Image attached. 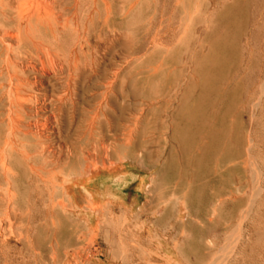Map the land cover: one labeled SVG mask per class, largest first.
<instances>
[{
  "label": "rangeland",
  "instance_id": "obj_1",
  "mask_svg": "<svg viewBox=\"0 0 264 264\" xmlns=\"http://www.w3.org/2000/svg\"><path fill=\"white\" fill-rule=\"evenodd\" d=\"M41 1L0 0L47 11L0 41V264H264V0ZM124 164L90 235L62 184Z\"/></svg>",
  "mask_w": 264,
  "mask_h": 264
},
{
  "label": "bare ground",
  "instance_id": "obj_2",
  "mask_svg": "<svg viewBox=\"0 0 264 264\" xmlns=\"http://www.w3.org/2000/svg\"><path fill=\"white\" fill-rule=\"evenodd\" d=\"M23 1H25V0H23ZM26 1H28V0H26ZM30 1V0H29ZM48 1V0H47ZM65 1V0H64ZM67 1V0H66ZM77 1V0H76ZM104 1V0H103ZM41 2H43V0L41 1ZM78 2V1H77ZM105 2V1H104ZM14 3V2H13ZM43 3H45V2H43ZM47 3V2H46ZM107 3V2H106ZM15 4H19V3H15ZM50 4H52L51 2H50ZM49 5V4H48ZM77 5V4H76ZM107 5V4H106ZM15 6V5H14ZM47 6V5H46ZM45 6V7H46ZM9 8V7H8ZM13 8V7H12ZM48 8V7H47ZM93 8H95V7H93ZM77 9V8H76ZM75 9V10H76ZM59 10V9H58ZM65 10V9H64ZM109 10V9H108ZM72 11V10H71ZM48 12H50L49 10H48ZM52 13H53V11H52ZM54 14V13H53ZM92 14V13H91ZM46 15H47V11H46V9H44L43 7H42V5H38V4H36V5H28L27 3H20L19 4V6H18V12H17V19L19 20V21H21V20H24V24H25V32H20V31H18V33H16V34H12V33H7V32H5V33H3L2 34V39L1 40H5V39H12V40H14L15 42H16V45H17V48L18 49H20V50H22V49H24V47H25V45H27V44H30L31 43V40L28 38V34H29V30H28V28L30 29L31 28V26H30V24L32 23V21L34 22V23H39V24H44V22H46V20H45V18L44 17H46ZM57 15V14H56ZM76 15V14H75ZM107 17V16H106ZM60 18V17H59ZM89 18V17H88ZM87 18V19H88ZM92 18H93V15H92ZM48 19V18H47ZM62 19V18H61ZM49 20V19H48ZM47 20V21H48ZM66 20H68V19H66ZM69 21H71V20H69ZM68 21V22H69ZM78 21V20H77ZM89 21V20H88ZM88 21H87V23H88ZM76 22V21H75ZM77 23V22H76ZM79 23V22H78ZM75 24V23H74ZM55 25H58V24H55ZM61 25V24H60ZM87 25V24H86ZM85 25V26H86ZM24 26V25H23ZM47 26V25H46ZM45 26V27H46ZM54 26V25H53ZM60 27V26H59ZM62 27V26H61ZM60 27V28H61ZM74 27H76V26H74ZM79 27V26H78ZM87 27V26H86ZM67 28V27H66ZM72 28V27H71ZM64 29V28H63ZM84 29H85V27H84ZM60 30V29H59ZM51 32V31H50ZM85 33V32H84ZM87 33V32H86ZM31 34V33H30ZM1 36V35H0ZM0 40V41H1ZM78 40H79V38H78ZM4 42V41H3ZM9 44V43H8ZM37 44V43H36ZM6 45H7V43H6ZM12 45V44H11ZM8 46H10V45H8ZM45 49H47V47L45 48ZM32 50V49H31ZM49 51H51V49H48ZM72 50H74V49H72ZM41 51H42V49H41ZM75 52H76V49H75ZM48 53V52H47ZM50 53H52V52H50ZM50 53H48L47 54V60L49 61H47L48 62V64H50V67H51V70H50V72H46L45 73V75L47 74V75H50V74H55L56 73V71H55V67H60L61 66V63H60V65H59V63H56V61H54V59L55 58H53L52 59V54L50 55ZM55 54V53H54ZM6 55H8V54H6ZM11 55V54H10ZM8 57H9V55H8ZM10 57H12V56H10ZM38 57V56H37ZM45 57V56H44ZM6 58H7V56H6ZM13 58V57H12ZM76 58H77V60H78V57L76 56ZM9 59V58H8ZM3 60H5L6 61V59L4 58ZM16 60V59H15ZM26 60V59H25ZM41 60V59H40ZM56 60H58V59H56ZM76 60V59H75ZM13 61V60H12ZM19 61V60H18ZM30 61V60H29ZM28 61V62H29ZM31 61H32V59H31ZM46 61H45V64H46ZM38 62H40L41 63V61H38ZM59 62V61H58ZM70 62V61H69ZM9 63V62H8ZM10 63H11V61H10ZM9 63V64H10ZM13 63V62H12ZM36 63H37V61H36ZM93 63V62H92ZM22 63H20V65H21ZM33 64H35V63H33ZM15 65H16V62H15ZM18 65H19V63H18ZM25 64H23V66H24ZM29 65H31V63L29 64ZM37 65H38V63H37ZM36 65V66H37ZM42 65V64H41ZM47 65V64H46ZM74 65V64H73ZM5 67H6V65H4ZM26 66V65H25ZM36 66H33V67H36ZM43 66H44V64H43ZM69 66H71V64L69 65ZM8 67V66H7ZM6 67V68H7ZM17 67H20V66H17ZM47 67H49L48 65H47ZM49 67V68H50ZM25 68V67H24ZM30 68H31V66H30ZM37 68H38V66L36 67V72H37ZM61 69L63 68V67H60ZM22 69V68H21ZM28 69H29V66H28ZM61 69H58V70H61ZM5 70V69H4ZM9 70V69H8ZM18 70V69H17ZM27 70V69H26ZM30 70H32V69H30ZM41 71H42V69H40ZM39 70V71H40ZM93 70H94V68H93ZM38 71V72H39ZM44 71V70H43ZM43 71H42V73H43ZM54 71H55V73H54ZM67 71H69V70H67ZM20 72H21V70H20ZM60 73L62 72V71H59ZM64 72V71H63ZM94 72V71H93ZM114 72H116V71H114ZM118 72V71H117ZM116 72V73H117ZM5 73V72H4ZM19 73V72H18ZM41 73V74H42ZM66 73H68V72H66ZM72 73V72H71ZM10 74V73H9ZM23 74V73H22ZM44 74V73H43ZM42 74V75H43ZM63 74V73H62ZM3 75V74H2ZM7 75V74H6ZM5 75V76H6ZM18 75V74H17ZM60 75V74H59ZM67 75V74H66ZM70 75H72V74H70ZM117 74H115V76H116ZM1 76V75H0ZM11 76H13V75H11ZM54 76H56V74L54 75ZM62 76H64V74L62 75ZM33 77H35V75L33 76ZM68 76H66V78H67ZM6 78V77H5ZM17 77H14V79H16ZM50 78V77H49ZM64 78V77H63ZM70 79H72V76H70L69 77ZM11 79H13V78H11ZM36 79H37V77H36ZM40 81H41V79H40V77L38 78ZM68 79V78H67ZM9 80V79H8ZM18 80V79H17ZM19 80H23V79H21V78H19ZM18 80V81H19ZM25 80H27V79H25ZM38 80V81H39ZM113 80L115 81V79L113 78ZM13 81V80H12ZM15 81V80H14ZM19 82H21V81H19ZM18 82V83H19ZM29 82H30V80H29ZM32 82H34V84L32 83V85H34V88H35V80L34 81H32ZM46 82V81H45ZM69 82V81H68ZM109 82V81H108ZM107 82V84H111V82H109L108 83ZM113 82V81H112ZM5 83H7V82H5ZM5 83L3 84V85H5ZM13 83V82H12ZM25 83H26V81H25ZM31 83V82H30ZM40 83V82H39ZM11 84V83H10ZM14 84V83H13ZM17 84V83H16ZM2 85V84H1ZM15 86V85H14ZM107 87H108V85H107ZM106 87V88H107ZM111 87V86H110ZM109 87V88H110ZM0 88H1V86H0ZM13 88V87H12ZM16 88V87H15ZM19 88V87H18ZM21 88V87H20ZM19 88V89H20ZM105 88V89H106ZM5 89V88H4ZM14 90V89H13ZM24 90H26V89H23L22 91H24ZM111 90V89H110ZM9 91V90H8ZM7 91V92H8ZM12 92V91H11ZM5 93V92H4ZM12 93H14V91L12 92ZM19 93V92H18ZM24 93V92H23ZM6 94V93H5ZM8 95V94H7ZM22 95V94H21ZM8 96H10V94L8 95ZM7 97V96H6ZM14 97H15V94H14ZM35 97V96H34ZM18 98V97H17ZM28 98V97H27ZM26 98V99H27ZM10 99H12V101H16V100H14L13 98H10ZM19 100V99H18ZM21 100V99H20ZM25 100V99H24ZM9 101V100H8ZM29 101V100H28ZM13 103V102H12ZM16 103V102H15ZM27 103V102H26ZM43 103V102H42ZM22 104V103H21ZM9 105V104H8ZM23 105V104H22ZM42 105V104H41ZM16 106V105H15ZM18 106V105H17ZM19 106H21V105H19ZM21 107H23V106H21ZM20 107V108H21ZM26 108H28L29 109V107H26ZM39 109V108H38ZM15 110V109H14ZM23 110V109H22ZM41 110H43L42 108H41ZM36 112V111H35ZM37 114V113H36ZM15 117H17V116H15ZM10 119H11V117H10ZM13 120L15 121L16 119L14 118V116H13ZM18 123V122H17ZM12 124H13V122H12ZM18 125V124H17ZM20 125V124H19ZM32 125V124H31ZM35 125V124H34ZM37 125V124H36ZM30 126V125H29ZM88 126H90V125H88ZM13 127V126H12ZM89 128V127H88ZM91 129V128H90ZM13 130V129H12ZM37 132V131H36ZM24 133V132H23ZM39 134V133H38ZM130 135V134H129ZM12 143V142H11ZM10 144V143H9ZM8 145V144H7ZM13 145H14V143H13ZM15 146V145H14ZM16 147V146H15ZM4 148V147H3ZM2 148V149H3ZM4 150V149H3ZM3 150H1L2 152H4ZM17 150H20L19 148L17 149ZM22 151V150H21ZM2 154V153H1ZM0 154V155H1ZM23 157H25V158H27V155H25L24 153H22L21 154ZM166 155V154H165ZM3 156V155H2ZM4 157H5V155H4ZM2 158V157H1ZM6 158V157H5ZM4 159V158H3ZM3 159H2V161H1V159H0V178H4L5 180L7 179V180H9V179H12V178H14L15 177V175H14V173H13V170H12V164L11 163H5L4 161H3ZM7 160V159H6ZM5 160V161H6ZM30 167H31V165H30ZM30 170H33V172H35V170H34V168L33 167H31L30 168ZM189 175V174H188ZM96 177H99L98 179H95ZM96 177H94L93 179H92V182L90 183V185L88 184H84V185H80L81 186V192H83L84 194V196H87V198H90L91 200H93V202L95 203V204H100L101 202H103V201H112V202H114V204L115 203H120V202H124V200H125V195L123 194V192H122V187H124V186H127L128 184H130L132 181H134V177H133V175H132V173L130 174V172H129V168H128V165L127 164H124V165H122V166H119V167H114L112 170H109L108 172H100L99 173V175L97 176L96 175ZM3 179V180H4ZM143 186V185H142ZM7 188V187H6ZM5 191H6V189H5ZM9 191H10V189H9ZM12 193H13V191H12ZM10 194H8V197H9V199L7 198V200H11V197L9 196ZM1 197V196H0ZM7 204H9V202L7 203ZM182 204H184L183 202H182ZM7 207V206H6ZM5 207V208H6ZM7 210H8V208H7ZM9 211H10V209H9ZM8 213V212H7ZM6 213V214H7ZM11 213V212H10ZM8 215V214H7ZM85 216V218L88 220V221H90V222H92L94 219H96L97 221H99V219H100V214L97 212H95V213H93V214H89V213H87V214H84ZM11 217V216H10ZM2 220H4V218L2 219ZM8 231V230H7ZM2 242V241H1ZM73 257V256H72Z\"/></svg>",
  "mask_w": 264,
  "mask_h": 264
},
{
  "label": "crops",
  "instance_id": "obj_3",
  "mask_svg": "<svg viewBox=\"0 0 264 264\" xmlns=\"http://www.w3.org/2000/svg\"><path fill=\"white\" fill-rule=\"evenodd\" d=\"M95 174L96 172L90 174L89 176L73 179L68 182L66 179L62 184L63 191L67 196L71 207L72 216L85 228V230L90 235L94 233L95 228L99 225L104 209L102 208L103 204L99 206V208L97 209L94 208L91 204V202L94 203L93 200L87 198V196H84L85 194L81 192L80 185H84V184L90 185V183L92 182L91 178H93ZM83 175L85 174L79 176H83ZM94 209H96V211L100 214V219L99 221L94 219L92 222H90L84 217L85 216L84 214L87 213L93 214L95 213V211H93ZM151 222H152L151 224H148L149 227H155L158 225L156 220H152Z\"/></svg>",
  "mask_w": 264,
  "mask_h": 264
}]
</instances>
